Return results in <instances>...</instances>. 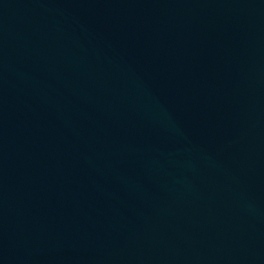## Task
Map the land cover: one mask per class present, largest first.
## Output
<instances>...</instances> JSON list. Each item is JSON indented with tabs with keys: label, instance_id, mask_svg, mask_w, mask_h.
I'll use <instances>...</instances> for the list:
<instances>
[{
	"label": "water",
	"instance_id": "1",
	"mask_svg": "<svg viewBox=\"0 0 264 264\" xmlns=\"http://www.w3.org/2000/svg\"><path fill=\"white\" fill-rule=\"evenodd\" d=\"M0 264H264V0H0Z\"/></svg>",
	"mask_w": 264,
	"mask_h": 264
}]
</instances>
